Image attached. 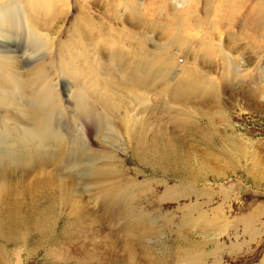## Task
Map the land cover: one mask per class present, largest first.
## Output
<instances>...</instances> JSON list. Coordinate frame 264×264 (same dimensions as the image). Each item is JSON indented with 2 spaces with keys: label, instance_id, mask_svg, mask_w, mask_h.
<instances>
[{
  "label": "rangeland",
  "instance_id": "1",
  "mask_svg": "<svg viewBox=\"0 0 264 264\" xmlns=\"http://www.w3.org/2000/svg\"><path fill=\"white\" fill-rule=\"evenodd\" d=\"M81 1L87 10L90 8L95 24L113 20L112 25L125 30L132 46L136 36L152 56L163 54L159 49L170 39L167 15L174 12L173 1L168 12L162 11V0L121 1L117 12L107 11L105 0H88L89 8ZM73 3L76 5L75 0ZM233 3L226 9L224 2V13H231V18L243 6V0ZM256 4L260 7L261 3L254 1L252 6ZM76 13L67 18L68 29L55 35L59 31L55 25L53 32V37L60 36L67 51L68 43L74 42L69 27ZM241 23L245 25L244 20ZM240 24L235 28L239 41H228L227 25L222 31L223 42L231 51L235 47V52H243L244 72L239 76L247 77L227 84L221 80L222 65L209 64L208 56L215 57V53L205 48L199 55L189 54L190 63L196 59L203 71L218 79L219 102L210 96L182 102L164 83L158 87L143 82L129 88L122 111L130 117H144L148 127L144 136L133 139L132 144L120 135L114 141L121 149L112 160L120 167L119 177L104 186L92 178L85 182V176L74 177L75 186L63 196L60 190L43 186L42 178L36 177L38 173L30 171L26 174L28 180H21L19 191L9 198L2 197L0 264H215L218 260L221 264H261L264 90L259 79L264 75V30L254 33ZM246 37L249 40H244ZM251 40L254 44L246 47ZM132 46L126 44L125 55L132 57ZM195 47L198 49L199 44ZM185 60L183 53L178 63L182 65ZM129 65L137 68L135 56ZM181 76L178 78H184ZM74 88L75 84L65 79L61 88L64 97L68 98ZM90 105L96 112L102 110L94 101ZM65 126L69 149L83 125L73 123L70 114ZM83 141L89 152L84 153V164L76 168L86 170L94 156L96 165L106 162L97 158L89 138ZM73 152L81 153L78 149ZM66 169H61L62 173L71 175ZM109 185V190L115 188V192L106 199L102 192Z\"/></svg>",
  "mask_w": 264,
  "mask_h": 264
},
{
  "label": "bare ground",
  "instance_id": "2",
  "mask_svg": "<svg viewBox=\"0 0 264 264\" xmlns=\"http://www.w3.org/2000/svg\"><path fill=\"white\" fill-rule=\"evenodd\" d=\"M73 1L0 0V200L19 191L21 180H28L26 174L30 171L38 173L36 177L42 178L43 186L60 190L63 196L75 186L74 177L80 175L85 176V182L92 178L103 186L113 181L120 173L117 161H112L113 156L121 151L114 141L120 135L132 144L133 139L144 136L148 127V120L144 117L139 114L130 117L122 111L129 88H137L143 82L154 86L164 83L168 90L172 88L178 94L182 102L192 98L205 99L204 96L218 101V79L203 71L196 59L190 63L189 54L195 52L199 55V51L205 48L215 53V57L208 56L209 64L219 62L223 69L221 80L233 83L248 75L239 76L244 72L243 52H235L233 47L234 53L227 47L223 42V29L228 25L226 37L235 43L239 41L235 28L239 27L241 20L245 23H241L244 25L241 28L246 27L247 31L264 30V0H243V6L234 12L235 15L232 13L233 19L231 13H224V2L227 9L232 8L235 0H162V11L168 12L170 2L174 3V12L167 15L171 34L159 49L164 55L155 51L152 56L136 36L133 35L134 42L131 41L133 46L130 40L128 43L125 30L112 25L113 20L108 24L105 21H96L95 24L89 15L88 0L83 1L89 10L81 0H75L76 5ZM105 1L107 11L117 12L121 1L125 0ZM254 1L260 2V7L257 4L252 6ZM72 12H77L69 27L74 42L68 43L67 51V46L61 45L60 36L53 37V32L55 25L59 27L55 35L68 29L65 23ZM120 17L116 18L119 20ZM248 42L246 47L251 48L254 41ZM126 44L132 46V57L123 52ZM195 44H199L198 49ZM174 50L177 52L173 53ZM183 53H186V60L180 65L178 61ZM134 56L137 68L129 65ZM121 63L124 67L119 68ZM180 75L184 78H178ZM260 78L264 90V75ZM65 79L76 86L75 90H68V98L61 90ZM90 101L102 110L96 112ZM70 114L73 123L82 122L83 130L81 133L77 131L76 143L67 149L70 139L64 131H67L66 116ZM119 116L123 118L118 120ZM110 126L112 129L108 128ZM84 137L89 138L97 158L106 162L96 165L94 156L86 170L76 168L84 164V153L89 152ZM75 149L81 153L77 155L73 152ZM61 169H69L71 175L63 174ZM110 185L102 192L106 199L112 198L115 192V188L109 190ZM31 190L32 187L28 191ZM215 264L221 262L218 260Z\"/></svg>",
  "mask_w": 264,
  "mask_h": 264
}]
</instances>
